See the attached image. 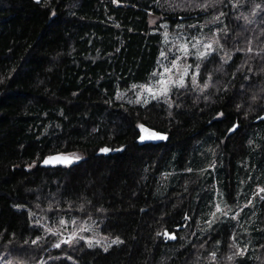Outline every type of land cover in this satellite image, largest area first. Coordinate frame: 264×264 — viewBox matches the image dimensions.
I'll list each match as a JSON object with an SVG mask.
<instances>
[{"label": "trees", "instance_id": "obj_1", "mask_svg": "<svg viewBox=\"0 0 264 264\" xmlns=\"http://www.w3.org/2000/svg\"><path fill=\"white\" fill-rule=\"evenodd\" d=\"M192 36L215 41L207 56L186 58L196 81L164 99L127 101ZM261 116L264 0H0V255L264 264V192L246 212L247 234L229 217L203 227L216 185L233 206L242 183L246 200L263 186ZM140 125L162 137L141 141ZM101 147L111 152L96 155ZM55 153L81 157L40 165ZM40 218L54 229L96 218L101 235L121 242L54 247L59 233Z\"/></svg>", "mask_w": 264, "mask_h": 264}, {"label": "rangeland", "instance_id": "obj_2", "mask_svg": "<svg viewBox=\"0 0 264 264\" xmlns=\"http://www.w3.org/2000/svg\"><path fill=\"white\" fill-rule=\"evenodd\" d=\"M211 44L212 50L214 49L215 41H209L206 40L204 37H196L192 36V38L189 41L181 42L177 44V47L173 46L169 49V51L175 50L177 52L173 54V52H170L163 58L164 60L161 62L160 70L156 76V78L148 85H144L139 87L138 90H135L134 94L127 95L126 99L129 102L132 103H145V101L151 100V99H164L168 96L169 92L173 88H177L176 84L171 83L172 81L178 82L181 77L184 80V84L188 81H196V68L195 66L192 67V65L189 64V62H186V58L189 55L200 57L199 53L201 52H207L209 53V50L205 47V45ZM187 46V51L184 50L183 46ZM195 45V47H193ZM211 52V51H210ZM165 69H168L166 72ZM185 72H187V75H185ZM161 80L167 81L169 91L167 95L160 94L156 98H153V94L150 93L147 88L152 87L154 91H159L163 86L159 83ZM141 136L145 137H151L153 131L139 126ZM160 137L162 135L160 134ZM159 139V138H156ZM147 138L145 140H156ZM75 157H81L80 154H73ZM214 162V161H213ZM216 164H210V168L215 173L216 171ZM241 189L239 192V196L243 195L242 199H237V204L235 206L228 203L224 198V192L222 190H219L217 185L215 186L214 193H213V200L211 205V211L209 213V219L206 221V225H204V228L210 227L211 224L215 223L218 220H221L223 218L229 217L232 219L235 223V231L234 233H240V234H247L246 232V226L245 223H247L246 216H248V213L246 214L249 206H251L253 198H255V194L258 195V193L261 195L263 192L260 191L261 189H264V184L257 185L258 187H255L254 192H252L249 199L246 200L245 193H244V183L241 184ZM256 186V185H255ZM258 195V196H260ZM217 206H219V211H217ZM227 213V215H225ZM246 214V215H245ZM65 223H58L59 225L54 229L53 226H49L47 223L43 221L42 218L37 220V223L42 224L43 227L48 231V229H51L49 232L57 231L59 233L56 244H65L64 241L68 240L69 237L73 235V233H76L75 238L84 237V241L88 240L91 241L93 246L99 247L101 249L109 248L112 245H116L119 243H112V241L116 240L117 237H108L103 236L98 231L99 222L96 218H87V219H62ZM54 229V230H53ZM238 231V232H237ZM119 241H121L120 238H118ZM99 240L100 243L96 244V241ZM87 244V243H86ZM247 247V246H246ZM0 263L2 264H21L19 262H15L14 260H11L7 256L0 255ZM39 264V263H38Z\"/></svg>", "mask_w": 264, "mask_h": 264}, {"label": "snow or ice", "instance_id": "obj_3", "mask_svg": "<svg viewBox=\"0 0 264 264\" xmlns=\"http://www.w3.org/2000/svg\"><path fill=\"white\" fill-rule=\"evenodd\" d=\"M198 6H199V7H204L203 5H198ZM183 47H184V50L187 51V46L185 45V46H183ZM193 47H195V45H193ZM205 47L209 50V52L212 51V45H211V44L205 45ZM162 55H163V53H162ZM199 55H200L201 57H205V56L208 55V53H207V52H201V53H199ZM197 67H199V66H197ZM165 71L167 72L168 69H165ZM185 75H187V72H185ZM159 83L163 86L159 91H154L152 87H148V88H147V90H148L150 93L153 94V98H156V97L159 96L161 93L164 94V95H167V93H168V91H169V88H168V83H169V82L164 81V80H161ZM171 83L176 84L177 87H183V86H184V80H183L182 77H181V79H180L178 82H176V81H172ZM204 87L206 88V87H208V85L205 84ZM201 90H203V89H201ZM145 103H147V101H145ZM141 127H143V125H141ZM235 127H236V126L234 125L233 128H235ZM231 130H232V129H230V131H231ZM147 138L156 139V138H161V137H160V134H159V133H153L151 137H145V136H141V137H140L141 141H143V140H145V139H147ZM100 151H101V152H107V151H109V149H107V148H102ZM74 159H75V160H79L80 158H79V157H75ZM49 162H50L49 159H46V160L44 161L45 164H48ZM63 162H64V163H69V164H70V163L73 162V158L66 159V160H64ZM260 191L264 192V189H261ZM217 211H219V206H217ZM225 215H227V213H225ZM61 223L63 224V223H65V222H64L63 220H61ZM210 225H211V222H210ZM48 231H51V229H48ZM165 235H167V233H165ZM75 236H76V233H73V235H72L71 237H69L68 240L64 241V243H69V244L74 243V237H75ZM173 238H175V237H173ZM40 239H41L40 237H37V239L31 241V243H32V244H37L38 241H39ZM80 239H84V237H80ZM85 242L87 243L88 247H92V246H93V244H92L91 241L86 240ZM120 242H121V241H119L118 238H117L116 240L112 241V243H120ZM99 243H100V241L97 240V241H96V244H99ZM54 247H60V244L57 243V244L54 245ZM105 251H107V248H105ZM215 255H216L215 253H212V257H213V258H215ZM240 255H243V252H241ZM69 259H71V257H69ZM229 259H232V258L229 257Z\"/></svg>", "mask_w": 264, "mask_h": 264}, {"label": "water", "instance_id": "obj_4", "mask_svg": "<svg viewBox=\"0 0 264 264\" xmlns=\"http://www.w3.org/2000/svg\"><path fill=\"white\" fill-rule=\"evenodd\" d=\"M261 119H264V116L259 117L257 120H261ZM102 148H107V147H101V148H99L98 151L96 152V155H101V154H104L105 155L108 152H111V150L109 148H107V149H109V151H107V152H101L100 150ZM69 158H73V162L75 161V159H74L75 157L72 156V155L55 153V154H51V155H48V156L44 157L42 159L40 165H42V166H54V165H57V164H59V165H68L69 163H64L63 161L66 160V159H69ZM46 159H49L50 160V162L48 164H45L44 163V161Z\"/></svg>", "mask_w": 264, "mask_h": 264}]
</instances>
